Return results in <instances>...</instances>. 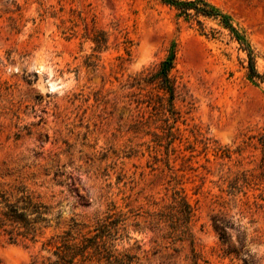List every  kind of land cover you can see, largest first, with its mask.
Here are the masks:
<instances>
[{
  "label": "rangeland",
  "instance_id": "374dc122",
  "mask_svg": "<svg viewBox=\"0 0 264 264\" xmlns=\"http://www.w3.org/2000/svg\"><path fill=\"white\" fill-rule=\"evenodd\" d=\"M205 1L244 36L264 75V0ZM200 20L159 0H0V182L21 180L60 212L47 235L111 206L140 222L135 214L179 191L195 209L200 264H264V83L248 79L246 52L226 30ZM86 25L109 35L106 51L93 52ZM172 51L182 118L166 154L128 87ZM140 227L125 246L140 264H190L187 244L164 249ZM45 256L38 243L0 235V264Z\"/></svg>",
  "mask_w": 264,
  "mask_h": 264
},
{
  "label": "trees",
  "instance_id": "16d2710c",
  "mask_svg": "<svg viewBox=\"0 0 264 264\" xmlns=\"http://www.w3.org/2000/svg\"><path fill=\"white\" fill-rule=\"evenodd\" d=\"M174 9L179 17L194 21L200 27V19L216 21L228 32L229 37L244 49L247 56V77L264 83V75L255 67L252 51L247 40L232 25L230 20L205 0H159ZM84 38L93 45V52L108 49L109 35L94 27H84ZM128 41L119 42L128 55ZM175 52H170L152 70L132 79L128 89L131 103L138 114H148L145 125L150 121L162 133L156 139L165 140L168 154L181 135L178 124L181 113L176 107L178 85L174 76ZM93 66L94 63H87ZM139 118V117H138ZM137 121V129L142 123ZM4 179V176L0 177ZM44 197L31 191L21 180L0 182V235L11 244H40V251L46 253L43 264H140L137 252L125 246L132 240L133 232L141 233L142 224L157 236L164 249L177 251L175 246L187 244L190 264H200V255L195 249L192 221L195 209L182 192L175 191L170 202L154 211L135 214L140 222L130 223L129 216L111 206L102 216L90 222L71 219L69 224L50 235L47 230L59 224L60 212L54 213ZM223 243L225 238L219 233Z\"/></svg>",
  "mask_w": 264,
  "mask_h": 264
}]
</instances>
